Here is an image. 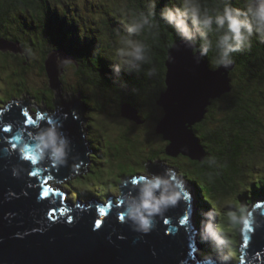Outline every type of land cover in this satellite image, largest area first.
Instances as JSON below:
<instances>
[{"label": "trees", "instance_id": "obj_1", "mask_svg": "<svg viewBox=\"0 0 264 264\" xmlns=\"http://www.w3.org/2000/svg\"><path fill=\"white\" fill-rule=\"evenodd\" d=\"M65 1L0 0V39L18 48L23 46V53L0 51V68L5 71L8 64H14L8 76L9 86L15 84L13 88L18 87L19 92L38 86L43 96L35 105L43 108L41 104L48 102L45 105L51 106L49 112L54 114L64 106L62 98L49 82H33L34 79L28 77L32 67H28L33 59L34 62L39 59L46 70L51 45L69 53L79 63L76 67L79 82L72 95L80 100L86 98L87 92L96 97V103L83 101L87 105L86 118L94 119L89 126L91 130L96 121L94 113L106 111V115H102L111 121H115V117L123 119V102L131 103L139 114L148 111L145 117L150 118L152 125L161 121L164 113L157 116L154 112L161 107L158 102L161 92L167 89L169 50L181 36L192 40L200 38V31L192 29V25L185 28L183 35L180 29L174 32L172 24L176 21L178 25L186 15L187 26L193 24L200 29L203 26V45L197 48L203 46L204 54L208 49L207 57L205 55L208 61L214 63L217 56L218 65L225 61L235 63L230 73L232 91L213 100L208 107L209 114H223V118L211 116L212 127L206 126L204 120L197 124L198 136L207 153L204 161L183 154L174 158L186 160V164L182 163L184 172L180 177L189 181V186L197 193L195 220L201 228L202 248L215 228L224 247L230 250L221 253L230 259L239 258L242 247L238 228L241 224L234 220L233 206L237 204L239 211L246 214L250 202L264 196V115L261 108L264 102V8H258L255 0H69L70 6ZM127 31L134 34L128 41L123 38ZM84 81L90 90L81 87ZM15 100L24 102L18 98L5 102L13 101L11 104H14ZM32 114L35 115V111ZM124 120L121 132L106 141L107 144L102 137L93 142L89 135L91 146L97 151L93 156L96 164L107 156L112 161L115 156L126 155L132 144L145 145V140H135L136 128L129 125L131 121ZM134 162L137 168L149 169V164L142 160ZM129 165L126 164L127 171L120 166L117 173L106 177L107 181L112 179L113 184L103 182L105 188L79 186L72 179L67 186L74 197L105 200L115 190L123 192L121 185L126 184L127 178L126 182L121 181L127 177L125 172ZM177 171L179 173L180 168ZM78 176L84 178L86 175ZM230 199L233 202L228 203ZM222 233L233 238L224 240ZM226 241L228 246H225Z\"/></svg>", "mask_w": 264, "mask_h": 264}, {"label": "water", "instance_id": "obj_2", "mask_svg": "<svg viewBox=\"0 0 264 264\" xmlns=\"http://www.w3.org/2000/svg\"><path fill=\"white\" fill-rule=\"evenodd\" d=\"M257 1L258 8H264V1ZM196 47L182 37L169 50L167 89L158 101L165 111L158 134L169 141V155L204 161L206 149L192 126L203 121L213 100L232 91L234 64L218 65L215 56L212 66ZM0 51L23 53V46L0 39ZM57 53L67 57L56 48L45 63L51 86L61 89V71L53 66L61 61ZM67 95L69 100L59 94L64 106L54 112L56 117L39 115L37 124L27 121L24 110L29 105L0 113V264H212L197 260L194 218L193 223L187 220L192 200L183 190L190 186L164 163L151 164L156 176L126 183L122 202L106 211L93 198L74 197L70 189L52 193L46 183L53 181L57 188L55 183L73 173L91 152V141L82 130L87 105ZM122 116L143 121L129 103L122 105ZM33 151L39 154L33 157ZM80 199L92 206L79 207ZM66 201L73 206L72 218L71 212L61 210ZM252 212V221L243 229L241 264H264V199Z\"/></svg>", "mask_w": 264, "mask_h": 264}, {"label": "rangeland", "instance_id": "obj_3", "mask_svg": "<svg viewBox=\"0 0 264 264\" xmlns=\"http://www.w3.org/2000/svg\"><path fill=\"white\" fill-rule=\"evenodd\" d=\"M136 24H137V22H136ZM5 30H6V28H2V31H5ZM198 30L200 31V27H198ZM1 35H3V34L1 33ZM133 35L134 34L127 31L126 35L123 38L126 41H128V40L134 38ZM50 48L54 49V45H51ZM59 53H57L56 55H57L58 59H61V61H62L61 65L63 66V71H61V73L59 75V77L62 80V82H61L62 88L61 89H55V90H56V94L58 97H60L59 96V94H60L63 98L69 99L67 94L70 92V94L72 95L75 92L72 90H75V88L79 82L78 72H76V69H77L76 67H78V64H77L76 59L73 62L71 58L61 56V54H59ZM205 55L207 57L206 52H205ZM47 58H48V56H47ZM47 58H46V60H47ZM42 61H44V60H42ZM123 62L124 61H121V63H123ZM42 64H41L39 59L36 60V62H34V59H33L30 66L28 67V68L32 67L31 68L32 71L31 70L28 71V74H29L28 77L30 76V79H32V80L34 79L33 82L36 81L37 84L49 82L52 85V81L50 82V78L46 72L47 69L44 70L42 67ZM231 64H234V67H235L234 62H231ZM212 66H213V64H212ZM14 68H15L14 64H12V65L8 64L6 66L5 71H2V69L0 68V106L4 107L6 105L5 101L10 102V100L13 98H20L21 99L23 96H25L24 102H27V100H29L32 104H36V103L39 104V101H40L39 99L43 96V93L40 91L38 86L34 85L30 89H26V91H24V92H19L18 87L13 88L14 86H16L15 84H13V86L12 85L9 86L10 84H9V77L8 76ZM40 70H42V71H40ZM44 79H45V81H44ZM11 82L13 83L14 81L11 80ZM30 82H31V80H30ZM23 86H24V84H23ZM81 87H88V89L90 90L88 83L85 81L81 83ZM94 88H96V90L98 91L97 87H94ZM67 90H69V91H67ZM82 91H84V89H82ZM78 96H79V94H78ZM15 101H17V100H15ZM82 101H86L87 103H96V97H95V95H93V93L89 94L87 92L86 98L83 97ZM17 102H19V101H17ZM46 103H48V102H46ZM46 103L43 102V104H41V106H43V108L42 107L40 108V109H42L41 115L50 113L48 108H50L51 106L45 105ZM179 103H180V101H178V102L176 101L177 105ZM49 104H51V103H49ZM123 104H125V102H123L122 105ZM129 104H131V103H129ZM26 105H29V104L26 103ZM160 106L161 107L158 108L156 112H154V114L157 116H162V113L165 112L162 105H160ZM186 106H188V108L191 109L193 107V103L191 101L190 102L188 101V104H186ZM161 108L163 109V112H162ZM261 108H262V114L264 115V102L261 104ZM113 109L114 108H112L111 110H113ZM147 113H148V111H146V110H143V112H141V114H139V111H138V115L140 116L141 120H143V121L137 122L135 120H130L131 123H129L130 126L136 128L135 129L136 132L134 134L135 140H145L144 141L145 145L140 146V147H136L135 144L134 145L132 144V146L130 147L131 150L130 151L128 150L126 155L123 156V153H122V155L119 158L115 156L114 158H116V159L115 160L113 159L112 161L107 156L106 158H102V160H100L99 165L96 164L94 159H93L94 154L97 152V151L93 150V152H90L89 158H85V160L82 162L81 165L76 167V169L74 168L75 171L73 173L80 172L81 174L84 173V175H86V176L84 178L80 177L79 179L73 178V181H75L76 184H78L79 186L85 185V186H88L91 188H95L96 186L98 188H105V184L103 182H107L108 185L113 184V180L109 179L107 181L106 177H108L110 174L114 175V173H117V171L120 169V166L123 167V171H127L126 164L127 165L130 164L128 166V172H125V173H127L126 174L127 177H125V179L123 178L121 181L122 183L126 182V178H127L126 183H128L129 181L132 180L131 176H133L136 173H140V171L143 172V170H145V172H143V173L148 174V171L145 168L135 167L136 166V163L134 162L135 160H139V161L142 160L144 162V164L148 163L150 170L153 169L151 164H160V163H164L172 171H174V169L180 168L178 175L179 174L182 175L184 172V169L182 168V163L185 162L186 160L184 158H181V157L180 158L177 157L178 158L177 159V158H174V156L168 154V151H167V146L169 145V144H167L168 140H166V139L164 140V138H163L164 134L163 135L158 134L161 122H159L156 125H152L150 118L146 119V117H145V116H147L146 115ZM87 114L88 113L85 112L84 116H83L86 119L85 121H83L84 122L83 123L84 124L83 131L85 132V136H87L88 138L90 135V138L94 140L93 142H96L97 140H99L100 137H102L103 142H105L104 144H107L106 141H109L110 139H112V137L115 138L121 132V130L123 128L121 126L122 125L125 126L124 122H126V121L124 120V118L122 119L121 117H119V118L115 117V121H111V119L109 120V118L107 116H105L106 115V111H105V113H94V115L97 114L96 119H95L96 121L94 122V127H93L94 129L91 130V128L89 126L94 121V119L86 118ZM102 114H105V115H102ZM208 114H209V111L207 112L206 116L203 119L205 122L204 124L208 127H212L214 125L212 123L213 119H211V116L214 115V117L218 118V119L223 118V114H218V113H213V112L210 113L209 115ZM227 114L228 113H226V115ZM163 118H164V116L162 117L161 120H163ZM192 127L195 131L194 133L197 136V140L200 142L201 145H203L199 136H198V133H197V124H195ZM202 132L203 131L200 130V133H202ZM136 134H138V135H136ZM164 141H166V145H167L166 149H165L166 150L165 152H167V154L164 153V149H163L164 144H165ZM91 145H92V143H91ZM186 157H188V156H186ZM112 163H115V164L112 165ZM123 164H125V165H123ZM185 164H186V162H185ZM138 170H140V171H138ZM124 185H125V183H123L121 185L122 188H124ZM117 192H118V190H115V192H113V193H117ZM233 196L235 198L236 193H234ZM227 202L231 203L233 201H232V199H230ZM234 203H237V202H234ZM240 207H242V204H240ZM233 208H234V212L236 215V219L234 218V220L240 221V224H241L240 225V231L242 233V225H243L242 219L244 217V214L241 211H239L237 204L234 205ZM236 208H237V210H236ZM247 211H248V208L245 212H247ZM230 213H231V215H234L233 212H230ZM256 216H257V214H256ZM216 220H218V219H216ZM216 220H214V223H216ZM212 231L214 233H212L210 235L211 239L207 240L208 246L210 248H213V247H215L216 243L218 245L223 246V244L221 242L222 239H220V234H219L218 230L213 228ZM214 234L217 236H215ZM221 235L225 237L224 240H227L229 238H233V236L230 235L228 237L224 233H222ZM204 239L206 241L207 235L204 237ZM229 240H231V239H229ZM227 242L228 241H226L225 246L229 245ZM222 246H221V248H222ZM226 250H227V252L228 251L230 252V250H228V249H226Z\"/></svg>", "mask_w": 264, "mask_h": 264}, {"label": "clouds", "instance_id": "obj_4", "mask_svg": "<svg viewBox=\"0 0 264 264\" xmlns=\"http://www.w3.org/2000/svg\"><path fill=\"white\" fill-rule=\"evenodd\" d=\"M65 3L68 5V6H70L69 5V0H66L65 1ZM190 23V22H189ZM187 24H188V19H186V24L184 25V27L186 28V29H188V27L190 26V25H192L191 27H192V29H193V27L194 28H198V26H195V25H193V24H189L188 26H187ZM184 33H182V35H183ZM180 38H182V36L180 37ZM192 40V39H191ZM195 44H197V46L199 45L200 46V44H199V42L197 43V42H195V41H198L197 39H193L192 40ZM202 47V46H201ZM57 47H54V49H56ZM54 49H51V51L52 50H54ZM196 49H197V47H196ZM202 49H203V47L202 48H200V51H202ZM60 50H62V49H60ZM208 51V49L206 48V52ZM67 53V52H66ZM67 57L68 58H71L72 59V61L74 62V60H75V58L74 57H71L70 55H69V53H67ZM58 59V58H57ZM58 60H61V59H58ZM77 64H79L78 63V61H77ZM24 100H25V98L24 97H22ZM21 98V99H22ZM18 99H20V98H18ZM20 99V100H21ZM23 100V101H24ZM6 104H9L10 106H11V103H7V102H5ZM26 103H28L29 105H32V109L35 107V109H33L34 111H36L37 109H36V105L35 104H32L29 100H27V102ZM126 103V102H125ZM128 103V102H127ZM122 106V105H121ZM1 107V106H0ZM122 108V107H121ZM86 112V111H85ZM84 123V122H83ZM82 123V130H83V128H84V124ZM91 152H93V148L91 147ZM86 158H89V155L86 157ZM81 165V164H80ZM148 168H149V166H148ZM148 171V174H145V173H143V172H145V171H143V172H141V173H139V174H135V175H133V176H131V178L132 179H134V178H136V177H144V176H146V177H148V176H156V174H155V172H154V170L152 169V170H150V169H148L147 170ZM178 177H180V174L178 175V171H177V169H174V171H173ZM84 174V173H83ZM83 174H81L80 172H78V173H71L68 177H63L62 178V182L61 183H55V187H57V188H64V189H69V187L67 186L68 184H70L69 183V180H73V178H75V179H77V178H79V176L78 175H82L83 176ZM181 178V177H180ZM183 181H184V178H181ZM188 186H189V184H188V182L189 181H184ZM192 189H193V187H191ZM123 189V191H124V188H122ZM194 190V189H193ZM195 191V190H194ZM118 194H115V193H111L110 195H108V197L105 199V200H103L102 202H99V203H103V204H106L107 202H106V200L110 197V196H112L113 198H116V202H115V204L114 205H116V204H118V203H120V202H122V197H123V192H117ZM197 194V193H196ZM96 197H93V199L98 203V201L95 199ZM263 199V198H262ZM261 202V201H260ZM260 202H258V200L257 201H254V202H250V204L249 205H251V209L252 210H254L255 208H257V206H258V204H260ZM106 205H108V204H106ZM114 205H111V206H114ZM192 207H194L195 209H196V211H195V213L193 214L194 215V226H195V228L197 229V231H199V234L198 235H195V239H196V250H197V260L198 261H200V262H206V260L208 259V256L209 257H216L218 260H219V262L221 261V262H223V261H225L226 260V258H227V255H225V254H222L221 253V251H223V252H227V250L225 249V247H224V243H222L223 244V246L222 245H218L217 243H216V245H215V247H213L212 249V251L211 250H207L206 248H210L209 246H208V244H207V242L204 244V246H203V248H202V246H201V237H202V234H201V228H198L197 227V224H196V220H195V214H196V212H197V208H196V197H195V199H193L192 200ZM248 217H249V212L247 211L246 212V214H244V217H243V219H242V223H243V225H242V233H241V231H240V226H239V234H240V238H241V240H240V242H241V247L243 246V243H244V240H243V238H244V232H243V229H244V226H245V223H246V221H248ZM247 218V219H246ZM221 237H224V236H222L221 235ZM209 239H211V236H210V238ZM221 246H222V248H221ZM202 249H203V253H202ZM211 249V248H210ZM242 253H243V250H242V248H241V254H240V257L239 258H236L235 259V261H234V264H241V262H242ZM198 256H199V258H198ZM225 259V260H224ZM209 262H210V259H209Z\"/></svg>", "mask_w": 264, "mask_h": 264}, {"label": "flooded vegetation", "instance_id": "obj_5", "mask_svg": "<svg viewBox=\"0 0 264 264\" xmlns=\"http://www.w3.org/2000/svg\"><path fill=\"white\" fill-rule=\"evenodd\" d=\"M186 16H184L183 19L178 21V25L176 24V21L172 24L173 30H175L174 32L177 33L178 29H180L182 33L184 34L186 33V29L184 27V25L186 24ZM197 39H198L199 44L203 45V26H201V29H200V38H197Z\"/></svg>", "mask_w": 264, "mask_h": 264}, {"label": "bare ground", "instance_id": "obj_6", "mask_svg": "<svg viewBox=\"0 0 264 264\" xmlns=\"http://www.w3.org/2000/svg\"><path fill=\"white\" fill-rule=\"evenodd\" d=\"M198 49V48H197ZM197 51H200V49H198ZM53 66L57 67V72H60V71H63V66L61 65V61H59L57 63V66L54 64ZM50 78V77H49ZM51 84V83H50ZM21 103V104H20ZM12 106H15V105H26V103L24 104V102H17L15 101L14 104H11ZM40 115V114H39ZM171 129H173V125L171 124L170 125ZM98 202H102L103 200L101 199H98V198H95ZM225 260V259H224Z\"/></svg>", "mask_w": 264, "mask_h": 264}]
</instances>
